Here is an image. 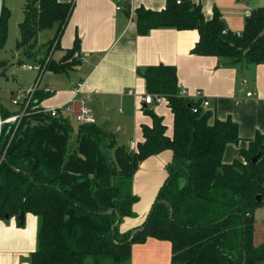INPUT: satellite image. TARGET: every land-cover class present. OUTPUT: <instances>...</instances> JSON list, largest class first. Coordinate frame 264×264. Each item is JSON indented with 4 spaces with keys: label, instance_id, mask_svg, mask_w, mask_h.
Wrapping results in <instances>:
<instances>
[{
    "label": "trees",
    "instance_id": "1",
    "mask_svg": "<svg viewBox=\"0 0 264 264\" xmlns=\"http://www.w3.org/2000/svg\"><path fill=\"white\" fill-rule=\"evenodd\" d=\"M73 6L27 0L17 50L30 53L26 49L36 45L39 33L54 27L57 33L47 47L55 44L57 49ZM10 18L2 4L0 51ZM136 24L140 35L164 28L197 30L193 54L230 64H264V7L250 13L240 34L227 28L217 10L208 20L202 7L189 0H167L161 11L139 7ZM79 48L77 37L74 48L62 62L52 60L48 71L61 74L77 66ZM69 59L71 64L63 63ZM3 66L0 59V72ZM141 75L148 94L167 100L173 137L166 135L163 117L146 108L153 124L142 126L138 152L119 146L116 134L97 123L75 128L69 115L54 118L34 111L19 126H5L0 136V221L18 218L22 211L39 218L31 264H130L133 245L148 238L171 242V264H264V241H255L254 215L264 206V135L256 134L249 148L240 151L241 159L224 164L228 145L240 142L239 125L179 97L176 67L151 66ZM49 97L40 90L37 103ZM19 112L0 114L6 119ZM168 150L173 153L168 177L144 224L133 237V231L120 234L123 219L134 215L133 179L140 163Z\"/></svg>",
    "mask_w": 264,
    "mask_h": 264
},
{
    "label": "crops",
    "instance_id": "2",
    "mask_svg": "<svg viewBox=\"0 0 264 264\" xmlns=\"http://www.w3.org/2000/svg\"><path fill=\"white\" fill-rule=\"evenodd\" d=\"M58 1L73 2L74 6L59 38V47L54 49V60H61L73 49L78 37L80 48L76 61L79 63L61 73L67 76L66 84L58 89L55 87L50 99L42 102L43 107L45 101L51 108L68 104L81 83V91L89 96L99 126L114 134L120 132V136L129 132L135 139L130 141L142 143V126L153 124L152 118L144 113L146 108L163 117L166 135L173 137L174 116L167 100L150 105L143 101L148 93L141 72L165 64L176 67L179 85L191 95L198 90L203 93L210 101L208 109L214 111L218 119L231 117L239 125L240 142L228 145L224 164L241 159L240 151L249 148L256 134L264 135V64H230L215 56L193 54L192 49L199 40L197 30L164 28L154 29L147 35L138 33L136 14L131 18L127 7L132 6L135 12L139 7L161 11L166 8L167 0ZM189 1L200 5L208 20L217 10L227 28L237 34L243 31L246 18L255 10L252 0ZM261 2L264 7V0ZM3 5L6 6L5 0ZM118 6L122 8L120 11ZM51 33L49 42L55 37L57 27L51 29ZM20 54L16 51L8 60L9 65L0 72V82L8 83L11 77L15 79L13 85L17 83V89L13 95L26 88L18 80L20 72H25L19 64L29 60ZM83 94L79 98H83ZM117 106L122 116L111 117V108ZM172 157L173 153L168 150L140 163L133 179V193L137 199L133 205L134 215L123 219L120 234L142 227L168 177L167 166ZM39 223V218L31 213H26L23 225L16 217L0 221V264H31V256L37 249ZM260 230L264 235V227ZM172 256L170 241L148 238L144 243L133 245L130 264H171Z\"/></svg>",
    "mask_w": 264,
    "mask_h": 264
},
{
    "label": "rangeland",
    "instance_id": "3",
    "mask_svg": "<svg viewBox=\"0 0 264 264\" xmlns=\"http://www.w3.org/2000/svg\"><path fill=\"white\" fill-rule=\"evenodd\" d=\"M6 1V6L10 11L11 18L9 21V28H8V35H7V40L4 45V47L0 51V59L5 62V66L1 68V71L6 68V66L9 65L8 60H11L16 53L17 48V41L19 40V25L24 21L25 19V14H24V8L27 0H5ZM254 5V9L262 7V2L261 0H252L251 1ZM3 4V0H2ZM0 14H1V8H0ZM245 27V26H244ZM54 31V30H53ZM55 33V31H54ZM53 34L51 33V29L45 30L39 33L36 45L31 48L28 47L26 50H30L28 52H25L24 50L18 51V54L21 55L20 53L23 54L22 57L27 58V63H32L33 61H39L44 64L49 65L52 60H54L53 57V52L54 49L56 48L55 44L50 45V47H47V44L49 43V40L51 39V36ZM18 55V56H19ZM57 56V54L55 55ZM20 57V56H19ZM75 58V56H74ZM6 59V60H4ZM18 60V59H17ZM63 60V59H62ZM20 61V60H19ZM19 61L17 63H19ZM61 60H58L59 62ZM73 60L69 59L67 61H63L65 64H71ZM62 62V61H61ZM62 64V63H61ZM11 67V66H10ZM21 79L18 78L20 82L26 87L25 89H28L33 83H35L36 78H37V73H32V72H20ZM66 79L67 76L61 75V74H55L53 72L46 71L41 79L40 86L42 88L49 86L52 90L55 89V87L58 89L64 84H66ZM10 82H5L1 81L0 82V112L1 111H8V112H15L18 107H15L12 104V98H13V92L17 89V83L15 86L13 85V81L15 82V79L11 77L9 79ZM17 82V80H16ZM14 87V88H13ZM50 99V97L48 98ZM46 99V100H48ZM48 101H45L44 106L46 108H51L49 107ZM19 110V109H18ZM111 117L112 115L114 116H122L119 112V108L117 107H112L111 110ZM19 114V113H18ZM18 114L14 113L13 115H9L6 117V119H9L13 116H17ZM27 117V116H25ZM23 117H20L17 122L13 121V123H17V126L21 123ZM25 119V118H24ZM71 123L72 125L76 128L78 126L77 121L70 116ZM8 124L7 126H13L15 124ZM116 134V132H115ZM77 134L74 133L72 136V141L75 143ZM134 139L129 132L125 133L123 136H120L117 141L119 146H124L126 150L129 149L130 146V140ZM135 140V139H134ZM73 143V142H72ZM255 221H257L256 229H257V235L255 238V241L257 244L262 243L264 241V235L262 234V231L260 230L262 227H264V206L262 208H259L255 211ZM256 223V222H255ZM259 231V233H258ZM130 232V231H129ZM261 235V236H260Z\"/></svg>",
    "mask_w": 264,
    "mask_h": 264
},
{
    "label": "built area",
    "instance_id": "4",
    "mask_svg": "<svg viewBox=\"0 0 264 264\" xmlns=\"http://www.w3.org/2000/svg\"><path fill=\"white\" fill-rule=\"evenodd\" d=\"M180 3H181V0H178V4ZM1 6H2V0H0V8ZM121 9L122 8L120 6L117 7L118 11H120ZM127 10L131 18L136 14L134 8L130 5L127 7ZM75 57H78V54H75ZM19 68L21 70L37 73V78H36L35 83H33L30 87H28V89L19 90L13 95L12 104L15 107H18L20 112L17 116H13L9 119H3L0 116V136L5 126L13 123V121L17 122V120L20 117L28 116L30 115V113L34 111L35 112L41 111L44 114L50 115L51 117H54V118H58L62 114L65 116L69 115V116H72L77 121V123L81 125L97 123V119H96L93 107L90 104V98L87 94H83L81 91L82 89L81 83L75 89V92H76L75 97L68 104H65V105H62L56 108H45L42 106V103L41 104L37 103L38 101L36 100V95L38 91L40 90H43L46 94H49V95H52L54 93V90H52L49 86H46L44 88L40 86L43 74L46 71H48V65L46 66V64L39 62V61H34L32 63L22 62L19 64ZM179 90H180L179 97L188 99V100H193L196 103L199 102L202 108H206V109L209 108L210 101L205 96H203V93L201 91L198 90L195 92L194 95H191L189 91L182 85H179ZM81 94L84 95L83 98H79ZM248 96H251V93H249ZM165 100H166L165 98L158 96V95H154V94H147L143 98V101L147 105L160 104ZM192 110L194 113H198L199 108L194 106ZM129 149L132 152H138V144L135 141H131Z\"/></svg>",
    "mask_w": 264,
    "mask_h": 264
},
{
    "label": "water",
    "instance_id": "5",
    "mask_svg": "<svg viewBox=\"0 0 264 264\" xmlns=\"http://www.w3.org/2000/svg\"><path fill=\"white\" fill-rule=\"evenodd\" d=\"M120 136V132L119 133H116V137H119ZM258 160V157H255L253 159V162L256 163ZM258 200H260V197L257 198ZM25 212L22 211L18 217V220L20 221V224L23 225L24 224V221H25ZM6 218H8V216H6ZM120 221H121V217L119 216L118 217V220H117V223L115 224V226L113 227V231L115 232L116 231V227L120 224ZM136 231L133 232V235L132 237L135 235ZM132 239V238H131ZM130 239V240H131Z\"/></svg>",
    "mask_w": 264,
    "mask_h": 264
}]
</instances>
